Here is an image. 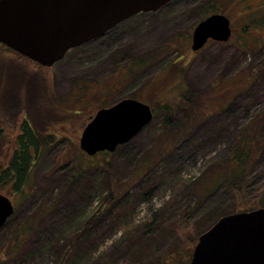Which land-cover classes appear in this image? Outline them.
<instances>
[{
  "label": "rangeland",
  "instance_id": "1",
  "mask_svg": "<svg viewBox=\"0 0 264 264\" xmlns=\"http://www.w3.org/2000/svg\"><path fill=\"white\" fill-rule=\"evenodd\" d=\"M215 14L231 21V40L210 42L194 53L195 28ZM2 55L0 102L3 97L6 106L10 90L2 63L21 60ZM41 68H25L27 78L40 82L29 104L22 83L14 106L0 107V174L16 153L30 107L40 110L36 129L41 134L48 129L50 107L62 125L38 156L32 153L37 160L25 184L34 189L29 196L0 187L16 208L0 230V264H188L193 239L232 205L220 190L203 199L183 224L198 181L232 154L237 133L264 111V0H175L72 50L54 67ZM255 69L252 96L240 97L232 111L198 125L164 159L163 147L173 146L164 114L114 154L89 157L80 149L84 129L100 110L129 99L147 105L174 102L186 90L206 94L214 86L202 102V109L212 108L230 86H245ZM253 171L263 173L264 154ZM258 183L255 191L262 186ZM113 187L128 191L108 206ZM257 196L261 199L263 190Z\"/></svg>",
  "mask_w": 264,
  "mask_h": 264
},
{
  "label": "water",
  "instance_id": "2",
  "mask_svg": "<svg viewBox=\"0 0 264 264\" xmlns=\"http://www.w3.org/2000/svg\"><path fill=\"white\" fill-rule=\"evenodd\" d=\"M175 0H0V45L43 68L98 40L139 14L157 13ZM231 21L215 14L193 33L192 51L228 43ZM151 106L124 100L100 110L84 129L80 149L89 157L114 154L154 121ZM0 194V230L15 215ZM190 264H264V209L222 217L200 236Z\"/></svg>",
  "mask_w": 264,
  "mask_h": 264
},
{
  "label": "trees",
  "instance_id": "3",
  "mask_svg": "<svg viewBox=\"0 0 264 264\" xmlns=\"http://www.w3.org/2000/svg\"><path fill=\"white\" fill-rule=\"evenodd\" d=\"M0 54H3L2 57H5L6 59H9V57H14L17 60H21L19 62L12 61L13 63L7 60L2 63V66L7 68L4 86H7L8 90H10V99L8 101V105L5 106L4 99L1 97L0 107L3 108L2 110L6 108V111L11 108V105L14 106V92L22 83L26 84L28 87L27 100L28 103H30L33 99V96L36 94V89L40 82H38L39 80L37 81L35 78H27L28 75L25 74V68H34L36 71L42 70V68L36 63L21 57L17 53L2 45H0ZM250 55L254 57V51H251ZM15 70L17 71L16 73ZM258 72L259 71L256 69L250 71L249 77L247 78L248 82L245 86L236 87L237 84H235L234 87L230 86V93L222 96L220 100H214L212 108L202 109L204 106L203 104H205V102H202L203 99L209 95L207 93H210L211 90L216 88L214 86H211V89H209L206 94H199L190 90H186L174 102H159L155 103V105L149 104L154 111L155 119L164 114L162 117L164 128L166 129L167 133H172L173 143L171 144H173V146L169 144L165 145L162 150V153L164 154H161L160 157L164 159V157L172 151L175 145L183 142L188 134L190 135V133L198 125L205 123L210 117H214L219 113L232 111L234 104L240 97L245 95L252 96L253 85ZM36 75L37 74L35 73L34 76ZM40 86L43 87L41 84ZM218 86L219 85H217V88ZM44 99L45 98H43V100ZM218 101L220 102L215 105V102ZM158 109H160L162 112L158 113ZM211 110L213 112L210 113L209 111ZM29 111V114L26 116L22 124V133L17 140L16 153L13 156L12 162L7 167L6 173L0 177V183L6 182L7 184H13L0 185V187L4 186V188H7V186H11V192L14 194H21L24 197L29 196L27 192L28 190H34L32 189V185H24L25 182L30 180V168L32 169V160L35 159H33L31 156V151H35L36 156H38L45 146L46 139L51 141L53 137L55 138L57 135L56 127H60L62 125V121H60L61 119L57 115L56 111L50 107L47 113L49 114V119L51 120L47 124L48 129L44 133L45 135H43L36 129L38 122L41 121L39 116L40 110H37L39 115L34 110H32L31 107ZM30 113H33L32 116ZM2 125L3 122H0V141L4 135V129ZM234 139L235 148L232 154L218 163L216 168H213L212 170L203 174L199 179L197 190L192 194V203L189 205L188 210L184 215L183 224L186 225L187 220L192 218V215L194 214L197 207L201 204L200 202L203 201V199L211 198L220 190H223L225 196H230L232 205L225 212L218 216V220L225 216L243 212H252L264 207V196L261 199L259 196H257L262 190L264 192V171H262L263 175L257 174L253 171L255 165L264 154V111L255 115L254 120L249 123L243 131L238 132ZM102 156L109 155L102 154ZM154 160L155 158L151 162H147L146 165L148 170L153 168L150 165L154 163ZM255 182H259L262 185L259 188L260 191H255L254 185L257 184H255ZM124 191L128 190L113 187L112 193L110 197H108L106 204L108 206L113 204ZM14 216L10 220H12ZM218 220H215L213 223H211L207 230L202 232V234H198L197 237L193 239L191 243L194 244V247H196L195 245L198 244L200 236L211 229ZM16 240L19 241L20 239ZM193 252L189 254L188 264L191 263Z\"/></svg>",
  "mask_w": 264,
  "mask_h": 264
},
{
  "label": "flooded vegetation",
  "instance_id": "4",
  "mask_svg": "<svg viewBox=\"0 0 264 264\" xmlns=\"http://www.w3.org/2000/svg\"><path fill=\"white\" fill-rule=\"evenodd\" d=\"M28 104H29V103H28ZM48 105H50V104H48ZM30 106H31V105H30ZM20 132L22 133V130H21ZM32 153L35 154V151H33V150L31 151V156L33 155ZM35 156H36V154H35ZM35 156H34V157L32 156L33 159L35 158ZM36 160H37V159L32 160V162H33V166H32V169L30 168V170H31V174H30L29 179H31V175H32V172H33V168H34L35 165H36ZM11 162H12V160H11ZM11 162H10V163H11ZM9 165H10V164H9ZM5 173H6V171H3L2 174H0V177L3 176V174H5ZM26 183H27V182H25V184H26ZM6 184H7L6 182H5V183H0V185H6ZM8 184L13 185V184H11V183H8ZM15 184H16V183H15ZM25 184H24V185H25ZM9 188L11 189L12 187L9 186Z\"/></svg>",
  "mask_w": 264,
  "mask_h": 264
}]
</instances>
